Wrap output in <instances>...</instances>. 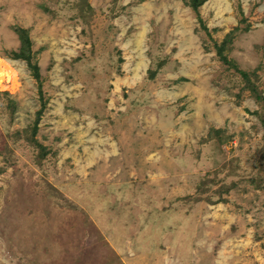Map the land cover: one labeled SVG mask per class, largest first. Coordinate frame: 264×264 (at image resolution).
Returning <instances> with one entry per match:
<instances>
[{
    "label": "rangeland",
    "instance_id": "1",
    "mask_svg": "<svg viewBox=\"0 0 264 264\" xmlns=\"http://www.w3.org/2000/svg\"><path fill=\"white\" fill-rule=\"evenodd\" d=\"M199 14L207 30L186 0H0V264H264V103L215 48L233 33L264 97V0Z\"/></svg>",
    "mask_w": 264,
    "mask_h": 264
},
{
    "label": "trees",
    "instance_id": "2",
    "mask_svg": "<svg viewBox=\"0 0 264 264\" xmlns=\"http://www.w3.org/2000/svg\"><path fill=\"white\" fill-rule=\"evenodd\" d=\"M207 0H186V3L189 7L193 9V11L197 14L198 20L200 24H202V28L207 30L205 24L203 23V20L201 19V16L199 14V9L205 4ZM243 22H246L245 19L242 20ZM13 31L17 34L18 39L20 41V47L17 51H6V56L11 58L12 60H21L25 61L27 64V67L30 71L31 76L36 81L38 88H39V94H40V100H41V108L36 113V118L33 124L29 127V130L26 131L27 139L29 141L36 142L38 146V155L39 158L43 159L45 158L49 153L50 149L41 143H39L35 138L36 133L39 130V124L42 120V115L44 113V110L46 109V102L44 101L43 92L41 90L42 85V77L40 73V67L38 65V60L36 57V53L33 51V41L30 35V30L27 28H23L20 26H14ZM238 30V27L235 29ZM232 35L233 33H229L226 38L221 43H216V53L219 57V59L227 65L229 68L235 69L241 76L242 80L244 82V87H246L250 95L256 99L257 102L264 103V97L262 95V92L258 89V87L255 85V83L252 81V77L256 76L255 72H247L239 69L236 65V63L231 60L228 57L229 51H231V41H232ZM6 96H8V93H4ZM10 106H13L11 109L13 112H15L16 109V103L10 99H8ZM254 113V112H253ZM255 114L259 115V112H255ZM262 114V113H260ZM260 120L262 121L264 125V117H260ZM214 130V129H213ZM219 133V132H217Z\"/></svg>",
    "mask_w": 264,
    "mask_h": 264
},
{
    "label": "bare ground",
    "instance_id": "3",
    "mask_svg": "<svg viewBox=\"0 0 264 264\" xmlns=\"http://www.w3.org/2000/svg\"><path fill=\"white\" fill-rule=\"evenodd\" d=\"M2 83V81L0 82V84Z\"/></svg>",
    "mask_w": 264,
    "mask_h": 264
}]
</instances>
